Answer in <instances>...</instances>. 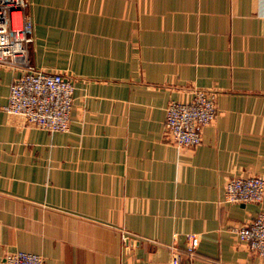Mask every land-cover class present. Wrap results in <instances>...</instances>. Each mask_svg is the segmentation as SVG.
<instances>
[{
  "label": "crops",
  "instance_id": "1",
  "mask_svg": "<svg viewBox=\"0 0 264 264\" xmlns=\"http://www.w3.org/2000/svg\"><path fill=\"white\" fill-rule=\"evenodd\" d=\"M31 58L75 85L71 128L6 113L19 73L0 66V261L264 264L233 233L263 204L225 203L264 178V0H29ZM214 94L202 144L166 131L172 102Z\"/></svg>",
  "mask_w": 264,
  "mask_h": 264
},
{
  "label": "built area",
  "instance_id": "2",
  "mask_svg": "<svg viewBox=\"0 0 264 264\" xmlns=\"http://www.w3.org/2000/svg\"><path fill=\"white\" fill-rule=\"evenodd\" d=\"M29 0H0V66L19 73L11 86L8 115L49 133H65L71 128L75 85L59 73L38 70L31 58L34 24L28 14ZM190 102H172L166 110V131L179 149H194L203 141V131L218 117L214 94L196 91ZM264 178L237 177L226 184L225 203L263 204ZM233 233L249 243L264 260V211L251 222L234 228ZM185 260L172 264H193L197 259L199 238L188 236ZM0 264H45L44 259L26 252L6 255Z\"/></svg>",
  "mask_w": 264,
  "mask_h": 264
},
{
  "label": "rangeland",
  "instance_id": "3",
  "mask_svg": "<svg viewBox=\"0 0 264 264\" xmlns=\"http://www.w3.org/2000/svg\"><path fill=\"white\" fill-rule=\"evenodd\" d=\"M33 39H34V35H33ZM194 96H195V94H194ZM7 113V112H6Z\"/></svg>",
  "mask_w": 264,
  "mask_h": 264
}]
</instances>
